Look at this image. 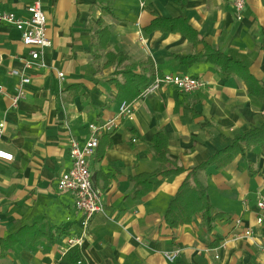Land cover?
Here are the masks:
<instances>
[{
    "label": "crops",
    "instance_id": "0c3cea01",
    "mask_svg": "<svg viewBox=\"0 0 264 264\" xmlns=\"http://www.w3.org/2000/svg\"><path fill=\"white\" fill-rule=\"evenodd\" d=\"M35 2L47 16L51 42L42 52L43 66L26 68L31 49L21 32L0 25V83L12 96L19 79L11 71L31 79L18 108L0 96V149L15 157L12 163L0 160V264H264V226L257 224L264 146L244 145L246 154L228 166L199 173L214 211L225 215L212 230L201 216L177 229L165 220L187 173L136 183L163 164L151 148L158 132L168 136V158L189 171L264 123V103L238 74H224L206 56L210 47L241 61L264 84V0H246L241 15L233 0H0V11L28 19ZM158 18L185 20L194 38L148 30ZM100 29L109 31L110 41L93 54L90 43ZM108 53L128 61L108 65ZM195 56L200 59L194 64L181 60ZM126 66L149 76L141 92L156 71L198 77L206 85L196 93L163 87L121 117ZM113 121L90 164L103 211L75 247L82 261L74 263L66 257L72 249L64 255L61 248L82 233V219L74 196L57 188L72 165L69 139L83 146L92 136L90 125ZM247 230L251 237H244ZM176 250V260L168 262L165 253Z\"/></svg>",
    "mask_w": 264,
    "mask_h": 264
},
{
    "label": "trees",
    "instance_id": "16d2710c",
    "mask_svg": "<svg viewBox=\"0 0 264 264\" xmlns=\"http://www.w3.org/2000/svg\"><path fill=\"white\" fill-rule=\"evenodd\" d=\"M148 30L181 32L189 39L194 38L193 33L188 27L186 21L182 19L158 18L153 21ZM109 41L110 33L107 29L97 30L94 33L93 42L90 43L91 53L97 54L100 50L106 49ZM207 51L210 53L206 55L208 60L216 64L221 69V71L228 76L238 74L245 82L248 93L257 97L258 100L264 103V84L255 79L249 73L248 68L241 61L234 60L233 58L228 57L221 52L214 51L210 47L207 49ZM107 57L108 65L115 61H118V65H122L128 61L127 56L124 54L108 53ZM199 59L200 57L195 56L182 58L181 60L183 62H186L187 60H193L191 64H194L198 62ZM121 73L129 77L127 80L129 86L125 84L120 87L119 96L123 97L129 102V100L133 98L136 99L139 96L141 92L140 88L149 81V76L145 72L136 74L134 69L128 66H126V69H124ZM244 145L252 146L253 148L257 146H264V123L257 129L237 135L230 147L217 152L201 165L188 171L178 166L176 162L168 158V136L164 132H158L151 141V148L154 153L163 161V164L156 172L142 176L141 179L136 180V183L145 185L146 183H152L157 177L165 178L187 173V177L179 188L175 198L169 205L165 215V220L172 229H177L181 226L191 224L193 217L201 216L204 223H206L207 228L212 230L215 222L223 219L225 215L221 212L214 211V207L210 202L208 188L204 186L199 180V173L212 166L217 169H222L228 166L236 155L246 154ZM146 192L147 190H145L143 193ZM11 237L12 236L9 238ZM14 240L18 242L16 236H14ZM6 242H9V239L4 241L2 244H5ZM6 249L7 247L4 246L3 250L6 251ZM66 257L74 263L82 261V257L79 254L78 248H73L66 255Z\"/></svg>",
    "mask_w": 264,
    "mask_h": 264
},
{
    "label": "built area",
    "instance_id": "2783aa9c",
    "mask_svg": "<svg viewBox=\"0 0 264 264\" xmlns=\"http://www.w3.org/2000/svg\"><path fill=\"white\" fill-rule=\"evenodd\" d=\"M233 7L237 14L241 15L246 7V0H233ZM29 18L22 19L16 14L0 11V25L13 27L21 32L22 43L31 49V58L26 61V68L35 65H44L40 62L42 52L51 46V42L47 35V16L42 10L40 2H35L28 8ZM10 75L17 77L19 82L16 86V92L10 96L6 88L0 83V96L10 97L13 108H18L19 103L26 97V89L31 84L30 77L23 71L13 70ZM59 76L64 77L63 73ZM203 79L184 75L179 73H171L159 75L156 74L145 89L140 93L139 98L134 103L123 101L120 106V116L130 117L133 114L134 104L142 99L156 94L163 87H173L181 93H196L205 87ZM115 127V122H111L105 126L90 125L92 136L85 145L74 138L69 139V155L71 158V168L63 173L59 180L57 188L60 192L71 193L75 199V209L81 215L82 233L72 238L67 248H61V251L66 255L71 249L79 247L83 244L84 239L88 234V228L94 216L103 211L102 192L95 186L90 170L91 159L94 157L99 146V137L104 133H108ZM5 124L0 123V138L4 133ZM15 157L12 153L0 149V160L12 163ZM259 216L257 224L264 226V197L258 202ZM240 221L237 224L240 225ZM252 232L247 230L244 232V237H251ZM180 250L172 253H165V258L168 262L173 263ZM81 264V263H79Z\"/></svg>",
    "mask_w": 264,
    "mask_h": 264
}]
</instances>
